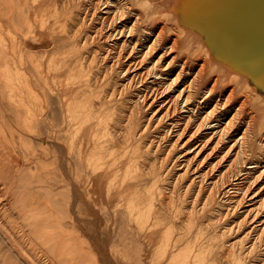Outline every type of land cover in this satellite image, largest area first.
<instances>
[{"label": "rangeland", "instance_id": "obj_1", "mask_svg": "<svg viewBox=\"0 0 264 264\" xmlns=\"http://www.w3.org/2000/svg\"><path fill=\"white\" fill-rule=\"evenodd\" d=\"M32 1L34 0H29V1L27 0H11V1L0 0V6L3 7V9L0 11V15L1 16L6 15L5 20H2V19L0 20V23H1L0 24V34H1L0 35V47L2 48V49L0 48V79H1L0 80V264H169V263L181 264L183 262L182 261L183 259H184V262H183L184 264H264V214H261V216L259 217L260 214H258L257 216V213H253V210H252V209L257 208V206L256 207L254 206L255 205L254 203H257L260 199H257L255 202H251V197L253 198V195L258 196L262 194L263 195L262 197H264V178H261L260 180H258L257 177L259 174H255L253 176L250 175L248 171L250 166L249 165L246 166L245 164L246 161H247L246 163L248 164L249 162L254 160V157L255 159L257 158L261 159L262 158L261 155L264 156L263 155L264 149H262V151L257 150V153H253V155H252V152H249V154L247 155L249 156V159L246 156L247 158L245 159V161L242 162L241 165H234L233 155L232 156L228 155V157L226 156L227 163L225 162L223 165H221V168H220V170L222 171L221 174L226 171L227 172L229 171V174L230 176L232 175L231 176L232 178L227 180L228 182L226 181V183L224 184L222 188L216 189L215 187H213L212 185L213 180L210 179L211 177L209 178L210 181L208 183H204V181L202 182L203 178H200L202 177L201 175L204 172L208 171L209 167L207 166V164H209L216 156H212V158L207 160L203 164V166L199 168L201 170H198V173H196L197 170H196V167L193 166L194 164L191 165V167L192 166L193 167L192 169H190V166L188 167L187 165H188L189 159L192 158V154L194 153V150H195L194 149V139H192L193 133L187 136L186 140L184 139V141L181 144H179V147L178 146L173 147L172 144L169 143L170 138L164 137L161 134L162 129H159L157 127H154V129L149 131L147 135L143 136L142 138L135 137V133H136L135 130H137V128L139 130V126H138L139 122H137L138 121L137 117L134 118L133 125H131L130 128L129 126H125V124L122 123L125 121L124 115H126V113H128L130 109L132 108L131 106L132 101L129 100L134 96L133 92L132 93L130 92L132 89H128L129 91L124 90L126 79L119 78L118 72L116 70L115 71L113 70L112 73L109 71L110 69L109 67L111 65H109L108 63L110 61H103L98 53L99 50L101 49L104 50L103 47L101 48L102 46L101 43L97 42V45L94 46L96 42H91V41L88 42V40H85L87 37L86 33L93 32L92 26L93 25L95 26L94 22L90 21L89 19V21L86 23L89 24V22H92L90 23L91 25L90 24L87 25L86 23H85L86 25L85 24L82 25L79 15L77 16L75 15L76 13L81 14V15L85 14L84 12H85V9H87L88 5H89L88 9L92 11L91 8L95 4V2H92V0L91 1L87 0L88 2L85 1L80 4L76 3L73 5V7H71L72 4L69 3V0L67 1L63 0L64 3L62 2V0H57V3H56V0H50L49 2L48 0H36L33 3ZM159 1L162 4L163 2H167L169 5L168 6L169 9L172 11L175 10L177 7L181 6V0H170V1L169 0H159ZM152 3H154V1H152ZM26 4H27L28 10L25 7ZM62 4L64 6H62ZM17 5H19L20 7ZM5 8H7L8 10ZM48 8L50 10H48ZM57 8L58 10L59 9L60 10L58 11ZM78 8L81 10H79ZM165 9L166 8H163L162 11H164ZM44 10L46 11V13H48L47 15ZM4 11L5 13L2 14ZM54 11L56 13H54ZM12 12L15 13V16L13 15ZM43 12L44 14H42ZM72 12L73 13L75 12V13L73 14ZM6 13L10 15L7 16ZM55 14L59 15V17L56 16ZM220 14H221L220 12L215 13L213 10H210L208 14H206L204 18H202L204 20V21L202 20V24L204 23L207 24L208 22L211 23V21L215 22L219 20L220 21L225 20V19H222L221 17H218V15ZM61 15L63 18L61 17ZM161 15H163V13ZM24 16H27V17H24ZM55 16L58 18H56ZM73 17L74 18L76 17V18L74 19ZM9 18L14 21L13 22L9 21L10 20ZM59 18H60V22H59ZM72 18L75 20L73 21V23H72V20H73ZM21 19L23 20L20 21ZM31 19H34L36 22L34 28H30L31 30H29V27L25 29L28 26V24L31 22ZM46 19L48 21L50 20L49 23ZM6 20H8L7 21L8 28L6 29V32H5L4 26H5ZM41 20H43V22ZM56 22L59 24V26L58 24H56ZM38 23L40 24V26ZM44 23L49 24L47 25L49 27H45L46 25H44ZM20 24H23L22 28L24 27L23 35H22V39H23L22 42H20V38H18L19 37L18 34L20 32L18 31V29H19V26L21 27ZM217 24L220 25L221 23H217ZM71 25L77 31L78 36L76 39H78L79 41L76 39H72V40L66 39L65 36H63L64 34L68 35L71 33L70 30L72 28L69 27ZM12 26H13L14 31L12 30ZM182 26L184 28H188V26L183 23H182ZM35 30L37 31L35 32ZM8 31L10 34H8ZM194 31L199 32V29L193 28V33ZM238 31L239 30H237V32ZM82 32H85V33H82ZM204 32L205 31H203V33ZM237 32H236V36L238 35L240 37V38L237 37V39L239 38L241 40H244V42L250 41V40L246 41L247 39L246 40L242 39L241 37L245 38L243 34L238 32L242 35L241 36ZM16 33L18 34L16 35ZM79 34L81 35V38H79L80 37ZM5 38L7 39V41H9V43L8 42H6L7 44L4 43ZM61 38L62 39L64 38V39L62 40ZM51 39L53 40V42ZM237 39L234 37L235 41ZM239 39L237 41H239ZM13 40L14 42H16L15 44ZM83 40H85V42ZM241 40L238 43L239 46H242L241 42L243 41ZM86 41L88 42V44ZM89 43H92V44L90 45ZM65 45H68V47ZM5 47L7 48L6 53L10 54V55H7L6 57V59L8 58L7 60L9 62L7 63V68L8 67L10 68V70L8 68V71L6 74L4 72L5 68H4V62H3V53L5 52L4 51ZM8 48H10V50ZM54 48H56L57 50ZM96 49L97 51H95ZM50 53L51 55H49ZM20 54H23V57L24 55L27 54L28 56L31 57V61L33 62L30 67L27 64L26 68H28V70L25 72H23L21 68L13 64V60L15 61L17 56H19ZM46 54L47 56L44 57V55ZM64 56L65 58H63ZM88 57H89V60L86 61V58ZM70 58L73 59L74 61L71 60ZM225 59H226L225 62H223L224 65L220 63V66H221L220 75L222 78L227 80V81L224 80V82H226L229 86H233L237 88L238 91L240 92L242 91L241 94L243 96H248L250 98V101L252 103H255L254 104L255 106H258L259 103L255 101L254 99L255 97H258L257 95L261 96L264 99V90L253 80L252 76L247 71L244 70L240 61H238L237 59L229 55H227ZM83 60L85 63L83 62ZM35 62L38 63V64L36 63L37 67L35 65ZM59 63L61 64V69H60ZM49 64H51L50 66L52 67L55 66V67L50 68ZM74 65L75 66L77 65L76 68ZM56 67H59V68L55 69ZM80 67L82 68L81 71H80L81 69ZM41 68L42 70H40ZM50 70L52 73L50 72ZM230 70L233 73L241 74L242 76H244V83L250 82L251 88H246L244 85H241L242 86L241 88L239 85L234 84L233 80L228 79L229 76L227 75L228 74L227 71H230ZM34 72L37 75H35ZM23 73L28 76L24 78ZM32 74L34 75V77ZM47 75H48V79L46 78ZM64 75L66 77H64ZM108 75L109 77H107ZM17 77L22 81L21 84H20V80ZM69 77L71 80H69ZM65 78H68V79H65ZM81 78H82V81H81ZM98 78L102 79L100 81V84L97 83L96 79ZM28 79H30L33 82V84L35 80L38 81L39 84L44 85V87L46 86L45 87L46 89L44 90L39 89L37 91L33 87L30 88V86H33V84L31 85ZM27 83L28 84L30 83L29 88L26 87ZM86 85H88L89 88ZM2 88H4V91ZM102 89H103V92H102ZM64 90L66 93H64ZM40 91H43L44 94H46V100L45 98H44V101L43 99H41ZM67 91H69V93H67ZM47 92H49L50 94ZM61 92L62 94H60ZM93 92L96 94H93ZM128 92L130 95L128 94ZM11 93H13V95ZM16 93H18V95ZM98 93H100V95L102 96L101 99H99L100 95ZM253 93L254 94L256 93V94L254 95ZM123 94L124 95L126 94V95L124 96ZM19 96L23 98L20 100ZM10 97H11V100H10ZM88 98H91V99H88ZM98 100L99 102H97ZM14 102L16 104H14ZM19 102H20V105H19ZM58 102L59 103L61 102L60 103L61 105ZM70 103L72 104L74 103V104L72 105ZM86 103L88 104V106ZM102 103L104 105H102ZM21 104H23L22 108H21ZM31 106H34L36 110H34L33 107L30 108ZM64 106L65 107L67 106L68 108L67 107L64 108ZM100 107H102V109ZM72 108H75V109L72 110ZM112 110L113 111L115 110V111L113 112ZM156 110H158V107ZM18 111H19V114H18ZM34 111L35 112L37 111V112L35 113ZM101 112L103 113V115ZM107 112L113 116H110ZM24 113H26L27 115H25ZM144 113H146L144 114V116L151 115L150 109L146 110ZM56 114H59V115L57 116ZM48 115L51 117H49ZM80 115H82V117ZM118 115H120V117ZM103 116H105L104 120H103ZM258 117H261V115L258 114ZM18 118H21V119H18ZM80 118L82 119L80 120ZM38 119L43 120L41 124H38L37 122ZM63 120L65 122H63ZM82 120L84 121L82 122ZM91 120H93V122H90ZM88 121H89V125H88ZM110 122L113 124H111ZM82 123H84L85 125ZM108 123L109 125H107ZM144 123L145 121H143V123L139 125L141 126ZM87 125L88 126L92 125V127L95 128V130L93 129V139L97 140L96 143H98V145H100V143L102 142L103 138L101 136L103 135L107 134V137L105 140H108V141L109 139L111 140V138L114 137V134H113L114 131H119V133L121 134L119 137H117V139L123 140L125 142V144L121 145L120 148H118L117 152H114L115 154H117L116 157L118 158V162L114 163L115 169H113L114 172L116 171L115 177L111 176L107 178L105 183H103L104 186L102 185L103 193L108 195V198H109L108 200L110 202V206L109 205L108 206H109L111 215L101 216V214H96V215H93V217H88L85 214L86 208L84 205V200L82 199L84 196V189L81 186L82 185V179H81L82 171L80 167L81 161H80L79 156L76 153L75 147H78L83 141L82 136H84L83 134L86 131L85 129L88 127ZM107 126L108 128H106ZM56 127L58 128V130ZM55 130L60 131V133L57 135V139H52L50 136H52V133ZM33 131H35L37 135L33 133ZM76 131H78L77 132L78 134L76 133ZM125 135H130V136L126 137ZM48 136H49V139L47 138ZM64 137L66 140L63 139ZM68 137L72 139L69 140ZM76 138H77V141L75 140ZM74 143L76 144V146H74ZM101 145L103 146L102 143ZM227 151L228 149L225 150V152ZM209 153L210 152H208L206 155H208ZM68 154L72 158H70ZM255 154L257 155V157ZM206 155H204L200 159L201 162L206 157ZM223 155L224 154H222V156ZM258 155L260 156L258 157ZM52 160L53 162H51ZM74 162L76 165L74 164ZM146 164L148 167L146 166ZM164 164H166L165 167H164ZM167 164L169 166H167ZM157 165H159L160 167L159 166L157 167ZM138 168H139V171H138ZM163 168H164V171H162ZM168 168L169 169L171 168L172 170L170 169L171 170L170 171ZM147 169L150 170V172L146 171ZM159 170L161 171V174ZM68 171L70 172L71 175L69 174ZM158 171H159V175L156 174L158 173ZM183 172H185L186 174ZM236 174H239V176H236ZM219 175H220V172L215 175L216 177H215L214 182L217 180V177H219ZM166 176H168L170 180H166L167 178ZM113 177L116 180L115 186L114 184L110 185L112 182H114V179H112ZM66 178L68 179V181ZM122 178L124 179L122 180ZM160 178L161 179L163 178L162 179L163 183H162V180H160ZM244 178L248 180H244ZM92 179H94L93 176H92ZM165 180H166V184H165ZM168 181L169 183L171 182L173 183L169 184ZM189 181H192V182H189ZM142 182H148V183H142ZM167 184H169L170 186L169 185L167 186ZM255 184H257V186ZM251 187H254V190H253L254 194L250 196L249 198L243 200L242 198L244 194H246V191L250 189ZM109 188H110V191H109ZM169 188L171 189L169 190ZM185 188L187 190H185ZM174 191L177 193V195L172 194V192ZM178 191H180L181 193L180 192L178 193ZM183 191L186 195L183 193ZM125 192L127 196L125 195ZM158 192L160 194H158ZM135 194L137 197H135ZM178 194H180V199H179ZM153 196L155 197L154 199H153ZM160 196L165 199L162 200ZM173 196H175V198ZM130 197H132L131 199L133 200H131ZM135 198H139V200L138 199L136 200ZM208 198H209V204L207 201ZM152 199L154 201H152ZM125 200L127 201V203L129 201L130 204L129 203L127 204ZM119 201L120 203H118ZM180 201H181V204H180ZM122 202L126 204L124 205ZM91 204L93 207H97L100 211H102V206L99 203L95 205L93 201ZM130 205L133 207H130ZM177 205H180V206L176 207ZM168 206L172 208L170 209ZM189 208L194 210V213L197 216H195L194 214L195 217L193 216H190V218L187 217L188 215L187 209ZM145 209H148V210H145ZM114 216H118L119 219H115ZM171 217L173 218V220L175 219L176 220L175 221L171 220ZM185 217H187V219ZM195 218L196 220H194ZM121 219H123L124 222ZM168 219L170 220V222L166 221ZM137 224L144 226V227L142 226L143 232L140 233L139 237H136L133 233L130 232V230L128 231L129 227H133L135 225L137 226ZM179 224H181L182 226H180ZM188 225L191 228H189ZM109 226L112 227L113 229L116 228V231L119 233L118 237L115 235L117 234L116 231L114 232V230L112 231V230L107 229V227ZM150 228H152V230ZM169 228H170V232H169ZM165 229H166V232H164ZM144 231H146L147 233ZM158 231L160 232V234H158L159 233ZM189 232L191 234H189ZM167 233H170V234H167ZM183 233L185 234L183 235ZM155 234L157 235L155 236ZM150 235H153V237ZM123 239L125 241H123ZM139 240L140 241L142 240V241L137 243ZM149 240L150 242L151 241L153 243L155 242V245L151 242L153 244L152 247L154 248L151 252L152 255L148 254L147 250L143 248L146 245L148 246ZM193 241L196 242V244ZM136 244L137 246H140V245L141 246L143 245V246L142 248L137 249L135 247ZM184 246H186L187 248ZM200 247L201 249H199ZM180 249L181 250L183 249L182 250V252H184L183 254L180 252L181 251ZM184 250H186L187 252L186 254ZM190 250L193 252H191ZM176 253L179 254V256ZM163 254L165 257H163ZM227 254H228V257H227ZM185 255H186V258L188 257L187 259L185 258ZM161 257H162V260H161ZM178 257L179 259H177Z\"/></svg>", "mask_w": 264, "mask_h": 264}, {"label": "bare ground", "instance_id": "obj_2", "mask_svg": "<svg viewBox=\"0 0 264 264\" xmlns=\"http://www.w3.org/2000/svg\"><path fill=\"white\" fill-rule=\"evenodd\" d=\"M11 1V0H9ZM29 1V0H27ZM36 1V0H34ZM32 1V3L34 2ZM50 0H48L49 2ZM67 1V0H66ZM87 0H69V3L72 4L71 7H73L76 3H83ZM91 1V0H90ZM154 1V3H152ZM170 1V0H169ZM31 2V1H30ZM42 2V1H40ZM39 2V3H40ZM64 3V1L62 0ZM88 2V1H87ZM92 2H95V4H91L92 11H90L87 7L85 9V14H75L76 16L79 15L81 24L84 25L86 22L93 21L95 26L93 25L92 30L93 32H87L86 33V39L88 42H96L94 46L98 43H101V48L103 49L99 50V55L102 58L103 61H110L108 64L111 65L109 68V71L112 73L113 70L118 72V77L121 79H126V83L124 85V90L132 89L130 92L134 94V96L129 99L132 101V108L126 115L125 121L122 122L125 124V126L133 125V120L135 117H137L139 124H142L143 121L145 123L143 125H139V130L137 128L135 137L142 138L143 136H146L149 131L154 129V127H157L159 129H162V135L166 138H170L169 143L172 144L173 147H179V144H181L184 139L186 140V137L192 134V139H194V153L192 154V158L189 159L188 167L190 166V169L192 167H196V170L198 173V170H201V166L212 158V156H216L207 166L209 167L208 171L204 172L200 177L203 178L202 182L208 183L211 180H213V187L216 189L222 188L227 180L232 178L229 174V171L224 172L221 174V165H223L226 162V158L228 155H233L234 157V165H241L243 161L249 156V152L257 153V150L262 151L264 149V99L257 95L258 97H255V101L259 103L258 106H255V103H252L250 101V98L248 96H243L240 91L237 90V88L233 86H229L226 82H224V78L221 77V66L224 65L223 62H225V57L227 55L234 57L238 61L241 62L243 68L245 71H247L253 78V80L264 90V0H181V6L177 7L175 10H170L169 5L167 2L160 3L159 0H92ZM17 3V2H16ZM15 3V4H16ZM26 3V2H25ZM57 3V0H56ZM60 3V1H59ZM66 3V2H65ZM68 3V4H69ZM54 4V3H53ZM4 5V4H3ZM8 5V4H7ZM14 5V4H13ZM33 5V4H32ZM30 5V6H32ZM35 5V3H34ZM38 5V4H37ZM43 5V3H42ZM90 5V6H91ZM15 6V5H14ZM19 6V5H17ZM41 6V4H40ZM58 6V5H57ZM62 6H64L62 4ZM85 6V5H84ZM20 7V6H19ZM18 7V9H19ZM22 7V6H21ZM27 8V4L25 6ZM34 7V6H33ZM50 7V5H49ZM54 7V5H53ZM82 7V6H81ZM80 7V8H81ZM12 8V7H11ZM47 8V7H46ZM61 8V7H60ZM86 8V7H85ZM163 8H166L164 11H162ZM3 9V7L0 6V11ZM7 9V8H5ZM4 9V10H5ZM14 9V7H13ZM23 9V8H22ZM37 9V8H36ZM55 9V8H54ZM67 9V8H65ZM79 9V8H78ZM8 10V9H7ZM25 10V8H24ZM28 10V8H27ZM42 10V9H41ZM46 10V9H45ZM44 10V11H45ZM48 10H50L48 8ZM53 10V9H52ZM58 10V8H57ZM56 10V11H57ZM60 10V9H59ZM58 10V11H59ZM81 10V9H79ZM84 10V9H82ZM210 10H213L215 13L220 12L221 14L218 15V17H221L222 19H225L223 21H211V23H204L202 24V18ZM14 11V10H13ZM34 11V10H33ZM32 11V12H33ZM7 12V11H6ZM18 12V10H17ZM22 12V11H20ZM31 12V13H32ZM38 12V10H37ZM40 12V11H39ZM42 12V11H41ZM63 12V11H62ZM77 12V11H76ZM5 11L2 13L4 14ZM10 13V12H9ZM13 13V12H12ZM46 13V11H45ZM50 13V11H49ZM54 13H56L54 11ZM60 13V12H59ZM65 13V12H64ZM70 13V12H69ZM68 13V14H69ZM73 13V12H72ZM75 13V12H74ZM73 13V14H74ZM163 13V15H161ZM7 14V13H6ZM11 14V13H10ZM10 14H7L10 15ZM22 14V13H21ZM24 14V13H23ZM38 14V13H36ZM44 14V12L42 13ZM41 14V15H42ZM48 13H46L47 15ZM210 14V13H209ZM15 16V13H13ZM12 15V16H13ZM25 15V14H24ZM56 15V14H55ZM6 16V15H5ZM4 15H0V20H5ZM54 16V14H53ZM59 17V15H56ZM55 16V17H56ZM27 17V16H24ZM36 17V16H35ZM42 17V16H41ZM48 17V16H46ZM56 17V18H58ZM62 17V15H61ZM22 18V16H21ZM51 18V17H49ZM63 18V17H62ZM74 18V17H73ZM72 18V19H73ZM76 18V17H75ZM74 18V19H75ZM10 19V18H9ZM14 19V18H13ZM18 19V18H16ZM72 20L73 21L75 20ZM21 19L20 21H22ZM44 20V19H43ZM43 20H41L43 22ZM47 20V19H46ZM52 20V19H51ZM57 20V19H56ZM55 20V21H56ZM78 20V18H77ZM7 21L5 22V32L8 28ZM13 22L14 20H9ZM25 21V20H24ZM48 21V20H47ZM50 21V20H49ZM48 21V23H49ZM70 21V20H69ZM204 21V20H203ZM46 22V21H45ZM60 22V18H59ZM78 22V21H77ZM75 22V23H77ZM21 23V22H20ZM35 20L31 19V22L28 24V26L25 28L27 29L34 28L35 26ZM66 23V22H65ZM74 23V24H75ZM92 22H89V24ZM182 23L187 25L188 28H184L182 26ZM217 23H221L218 25ZM1 24V23H0ZM3 24V23H2ZM24 24V22H23ZM19 26L18 38H20V42H22V35H23V29L22 25ZM39 24V23H38ZM56 24H58L56 22ZM89 25L88 23H86ZM85 24V25H86ZM211 24V25H210ZM217 24V25H216ZM4 25V24H3ZM15 25V24H13ZM37 25V24H36ZM46 25L45 27H49L47 23H44ZM55 25V24H54ZM53 25V26H54ZM91 25V24H90ZM40 26V24H39ZM51 26V25H50ZM59 26V24H58ZM68 26V25H67ZM52 27V26H51ZM72 29L70 30L71 33L65 36L66 39H76L77 38V31L76 29L71 25L69 26ZM61 28V27H60ZM68 28V27H67ZM82 28V27H80ZM193 28H198L199 32L194 31ZM9 30V29H8ZM13 30V26H12ZM16 30V29H15ZM44 30V29H43ZM49 30V29H48ZM64 30V29H63ZM62 30V31H63ZM84 30V29H83ZM205 31L203 33V31ZM240 32L243 34L242 39H247L244 42V40L239 39L240 37L237 35L236 32ZM14 31V30H13ZM37 30H35L36 32ZM46 31V30H45ZM44 31V32H45ZM53 31V30H51ZM66 31V30H65ZM90 31V30H89ZM42 32V31H41ZM47 32V31H46ZM57 32V31H56ZM237 32V33H238ZM2 33V32H1ZM29 33V31H28ZM55 33V31H54ZM58 33V32H57ZM85 33V32H82ZM238 33V34H240ZM8 34L9 31H8ZM47 34V33H46ZM240 34V35H241ZM1 35V34H0ZM14 35V34H13ZM25 35V34H24ZM49 35V34H48ZM52 35V33H51ZM50 35V36H51ZM54 35V34H53ZM59 35V34H58ZM80 35V34H79ZM6 36V35H5ZM4 36V37H5ZM242 36V35H241ZM60 37V36H59ZM83 37V36H82ZM234 37L237 39L239 37V41L241 42L242 46H239V41H235ZM16 38V37H14ZM13 38V39H14ZM17 38V39H18ZM43 38V37H42ZM81 38V35L80 37ZM4 39V38H3ZM16 39V40H17ZM30 39V38H29ZM35 39V38H34ZM37 39V38H36ZM39 39V38H38ZM54 39V38H53ZM62 39V38H61ZM64 39V38H63ZM62 39V40H63ZM84 39V38H83ZM28 40V39H27ZM31 40V39H30ZM46 40V39H45ZM52 40V39H51ZM78 40V39H76ZM85 40H83L85 42ZM4 41V40H3ZM33 41V40H32ZM43 41V40H42ZM56 41V40H55ZM54 41V42H55ZM79 41V40H78ZM257 41V42H256ZM7 39L5 38L4 43L7 44ZM14 42V40H13ZM19 42V43H20ZM49 42V41H48ZM47 42V44H48ZM53 42V40H52ZM67 42V41H66ZM77 42V41H76ZM87 42V41H86ZM87 42V44H88ZM16 42H14L15 44ZM26 43V41H25ZM31 43V42H30ZM34 43V42H32ZM70 43V42H69ZM80 43V42H79ZM3 44V43H2ZM18 44V43H17ZM61 44V43H60ZM59 44V45H60ZM63 44V43H62ZM90 45L92 43H89ZM58 45V46H59ZM75 45V44H74ZM78 45V43H77ZM19 46V45H17ZM68 47V45H65ZM73 46V45H72ZM71 46V47H72ZM87 46V45H86ZM89 46V45H88ZM4 47V46H2ZM24 47V46H23ZM36 47V46H35ZM70 47V48H71ZM93 47V46H92ZM1 48V47H0ZM19 48V47H18ZM65 48V47H64ZM85 48V47H84ZM87 48V47H86ZM91 48V47H90ZM95 48V47H94ZM2 49V48H1ZM10 50V48H8ZM27 49V48H26ZM56 49V48H54ZM60 49V48H58ZM72 49V48H71ZM28 50V49H27ZM26 50V51H27ZM57 50V49H56ZM62 50V49H60ZM88 50V49H87ZM90 50V49H89ZM3 53V62H4V72L5 74L8 71L7 63L8 58L6 59L7 55H10L7 52V48H4ZM12 51V49H11ZM45 51V50H44ZM51 51V50H50ZM66 51V50H65ZM97 51V49L95 50ZM88 52V51H86ZM19 53V52H18ZM26 53V52H25ZM53 53V52H52ZM55 53V52H54ZM59 53V52H58ZM79 53V52H78ZM97 53V52H96ZM16 54V53H15ZM73 54V53H72ZM43 55V53H42ZM51 55V53L49 54ZM48 55V56H49ZM70 55V54H69ZM81 55V54H79ZM83 55V54H82ZM213 55V57H212ZM17 56V55H16ZM41 56V55H40ZM47 56L44 55V57ZM60 56V55H59ZM85 56V55H84ZM34 57V56H33ZM37 57V56H36ZM69 57V56H68ZM67 57V58H68ZM97 57V56H96ZM16 58V57H15ZM43 58V57H42ZM57 58V57H56ZM65 58V56L63 57ZM72 58V57H71ZM70 58V59H71ZM84 58V57H83ZM40 59V57H39ZM54 59V58H53ZM12 60V59H11ZM38 60V58H37ZM45 60V58H44ZM58 60V59H57ZM60 60V59H59ZM63 60V59H62ZM65 60V59H64ZM69 60V59H68ZM73 60V59H71ZM77 60V59H76ZM89 60V57L86 58V61ZM94 60V59H93ZM36 61V60H35ZM41 61V60H40ZM61 61V60H60ZM66 61V60H65ZM74 61V60H73ZM97 61V60H96ZM38 62V61H37ZM35 62V65L36 63ZM50 62V61H49ZM77 62V61H76ZM84 62V60H83ZM82 62V63H83ZM31 57L27 54L24 55L20 54L17 56L16 60H13V64L15 66L21 68L23 72L27 71L28 68H26L27 64L29 67L32 65ZM43 63V62H42ZM56 63V61H55ZM63 63V62H62ZM85 63V62H84ZM96 63V62H95ZM38 64V63H37ZM53 64V63H52ZM60 64V63H59ZM58 64V65H59ZM66 64V62H65ZM97 64V63H96ZM11 65V63H10ZM34 65V67H35ZM51 64H49L50 66ZM78 65V63H77ZM76 65V66H77ZM101 65V64H100ZM104 65V64H102ZM42 66V65H41ZM61 69V64L59 65ZM65 66V65H63ZM75 66V65H74ZM73 66V67H74ZM75 66V68H76ZM81 66V65H80ZM33 67V68H34ZM37 67V65H36ZM55 67V66H53ZM50 66V68H53ZM13 68V67H12ZM59 67H56L55 69H58ZM81 68V67H80ZM79 68V69H80ZM95 68V67H93ZM3 69V67H2ZM18 69V68H17ZM37 69V68H36ZM48 69V68H47ZM46 69V70H47ZM66 69V67H65ZM64 69V70H65ZM69 69V68H68ZM71 69V68H70ZM89 69V68H88ZM103 69V68H102ZM10 70V68H9ZM13 70V69H12ZM33 70V69H32ZM42 70V68L40 69ZM82 68L80 69V71ZM2 71V70H1ZM21 71V70H19ZM59 71V70H58ZM62 71V70H60ZM72 71V70H71ZM15 72V71H14ZM17 72V71H16ZM51 72V70H50ZM109 72V74H110ZM21 73V72H20ZM35 73V72H34ZM37 73V71H36ZM35 73V75H37ZM52 73V72H51ZM62 73V72H61ZM65 73V72H64ZM70 73V72H69ZM84 73V71H83ZM88 73V72H87ZM85 73V74H87ZM93 73V72H92ZM99 73V72H98ZM115 73V72H114ZM227 75L229 76L228 79L233 80L234 84L239 85L241 88V85H244L246 88H251L250 82L244 83V76L241 74L233 73L231 70L227 71ZM14 74V73H13ZM24 74V73H23ZM66 74V73H65ZM33 75V74H32ZM49 75V74H48ZM47 75V79H48ZM55 75V74H54ZM63 75V74H61ZM90 75V74H89ZM114 75V74H112ZM111 75V76H112ZM24 78H26V74L23 75ZM81 76V75H80ZM83 76V75H82ZM87 76V75H86ZM16 77V75H15ZM14 77V78H15ZM34 77V75H33ZM52 77V75H51ZM63 77V76H62ZM64 77H66L64 75ZM73 77V76H71ZM109 77V75L107 76ZM4 78V77H3ZM18 78V77H17ZM29 78V77H28ZM50 78V77H49ZM80 78V77H79ZM84 78V77H83ZM86 78V77H85ZM89 78V77H88ZM97 78V77H96ZM103 78V77H102ZM12 79V78H10ZM19 79V78H18ZM17 79V80H18ZM37 79V78H36ZM42 79V78H41ZM68 79V78H65ZM87 79V78H86ZM99 79V80H98ZM97 83L100 84V81L102 79L98 78ZM108 79V78H107ZM1 80V79H0ZM20 80V79H19ZM31 83L33 82L28 79ZM38 80V79H37ZM44 80V79H43ZM69 80L70 77H69ZM68 80V81H69ZM84 80V79H83ZM92 80V79H91ZM90 80V82H91ZM8 81V79H7ZM14 81V80H13ZM26 81V80H24ZM64 81V80H63ZM82 81V78H81ZM120 81V80H119ZM227 81V80H225ZM18 82V81H17ZM15 82V83H17ZM20 80V84H21ZM42 82V81H41ZM54 82V80H53ZM65 82V81H64ZM70 82V81H69ZM74 82V81H73ZM230 82V81H229ZM8 83V82H7ZM11 83V82H9ZM30 83L26 85L27 88H29ZM77 83V82H76ZM81 83V82H80ZM83 83V82H82ZM104 83V82H103ZM69 84V83H68ZM72 84V83H70ZM75 84V83H73ZM233 84V85H234ZM12 85V84H11ZM23 85V84H22ZM62 85V84H61ZM84 85V84H83ZM90 85V84H88ZM88 85H86L88 87ZM93 85V84H92ZM14 86V84H13ZM55 86V84H54ZM57 86V85H56ZM77 86V85H76ZM81 86V85H80ZM107 86V85H106ZM235 86V85H234ZM33 87L37 91L39 89H46L44 85L39 84L38 81L35 80L33 86H30V88ZM61 87V86H60ZM91 87V86H90ZM15 88V86H14ZM19 88V87H18ZM26 88V89H27ZM32 88V89H33ZM54 88V87H53ZM81 88V87H80ZM84 88V87H83ZM89 88V87H88ZM108 88V87H107ZM240 88V89H241ZM4 91V88H2ZM31 89V90H32ZM57 89V88H56ZM85 89V88H84ZM92 89V88H91ZM18 90V89H17ZM16 90V91H17ZM67 90V88H66ZM86 90V89H85ZM89 90V89H88ZM244 90V89H243ZM246 90V89H245ZM70 91V90H69ZM67 91V93H69ZM107 91V90H105ZM114 91V90H113ZM129 91V90H128ZM256 91V90H255ZM2 92V91H1ZM12 92V91H11ZM41 92V99L44 98L46 100V94H44L43 91ZM50 92V90H49ZM47 92V93H49ZM77 92V91H76ZM89 92V91H88ZM92 92V91H90ZM103 92V89H102ZM121 92V91H120ZM248 92V91H247ZM252 92V91H250ZM249 92V93H250ZM257 92V91H256ZM5 93V92H4ZM21 93V92H20ZM38 93V92H37ZM64 93L65 90H64ZM73 93V92H72ZM124 93V92H123ZM13 95V93H11ZM18 95V93H16ZM50 94V93H49ZM62 94V92L60 93ZM78 94V93H76ZM93 94H96L93 92ZM100 95V93H98ZM110 94V93H109ZM129 94V92H128ZM254 94V93H253ZM256 94V93H255ZM254 94V95H255ZM6 95V94H5ZM11 95V96H12ZM23 95V94H22ZM40 95V94H39ZM82 95V94H81ZM124 95V94H123ZM126 95V94H125ZM124 95V96H125ZM130 95V94H129ZM253 95V96H254ZM9 96V95H8ZM21 96V94H20ZM19 96V97H20ZM27 96V95H26ZM87 96V95H86ZM91 96V95H90ZM96 96V95H95ZM98 96V95H97ZM121 96V95H120ZM6 97V96H5ZM70 97V96H69ZM75 97V96H74ZM80 97V96H79ZM101 95L100 98L101 99ZM16 98V97H15ZM23 98V97H22ZM20 97V100L22 99ZM51 98V97H50ZM71 98V97H70ZM69 98V99H70ZM87 98V97H86ZM94 98V97H93ZM113 98V97H112ZM116 98V97H115ZM130 98V97H129ZM261 98V99H260ZM6 99V98H5ZM14 99V98H13ZM60 99V97H59ZM63 99V98H62ZM91 99V98H88ZM114 99V98H113ZM112 99V100H113ZM11 100V97H10ZM9 100V101H10ZM49 100V99H48ZM47 100V101H48ZM53 100V99H52ZM57 100V99H56ZM64 100V99H63ZM93 100V99H92ZM91 100V101H92ZM125 100V99H124ZM252 100V99H251ZM58 101V100H57ZM60 101V100H59ZM66 101V100H65ZM64 101V102H65ZM73 101V100H72ZM77 101V100H76ZM115 101V100H114ZM49 102V101H48ZM82 102V101H81ZM84 102V101H83ZM87 102V100H86ZM93 102V101H92ZM91 102V103H92ZM99 102V100L97 101ZM110 102V101H109ZM4 103V102H3ZM10 103V102H9ZM30 103V102H29ZM46 103V102H45ZM59 103V102H58ZM61 103V102H60ZM59 103V104H60ZM131 103V102H130ZM7 104V103H6ZM5 104V105H6ZM12 104V103H11ZM14 104H16L14 102ZM18 104V103H17ZM64 104V103H63ZM62 104V105H63ZM72 104V103H70ZM74 104V103H73ZM72 104V105H73ZM87 104V103H86ZM95 104V103H94ZM257 104V103H256ZM13 105V104H12ZM20 105V102H19ZM21 104V108H22ZM36 105V104H35ZM48 105V104H47ZM55 105V104H54ZM53 105V107H54ZM61 105V104H60ZM102 105H104L102 103ZM26 106V105H25ZM30 106V104H29ZM49 106V105H48ZM76 106V105H75ZM85 106V105H84ZM88 106V104H87ZM91 106V105H90ZM114 106V105H113ZM14 107V106H13ZM34 108V106H31L30 108ZM67 107V106H66ZM64 106V108H66ZM80 107V106H79ZM78 107V108H79ZM158 107V110H156ZM10 108V106H9ZM17 108V106H16ZM44 108V107H43ZM58 108V106H57ZM68 108V107H67ZM82 108V107H81ZM84 108V107H83ZM99 108V107H98ZM102 109V107H100ZM106 108V107H105ZM109 108V107H108ZM114 108V107H113ZM15 109V108H14ZM75 108H72V110ZM86 109V108H85ZM91 109V108H90ZM150 109L151 115L144 116V113L146 110ZM34 110H36L34 108ZM49 110V109H48ZM64 110V109H63ZM82 110V109H81ZM95 110V109H94ZM106 110V109H105ZM129 110V109H128ZM156 110V111H155ZM12 111V110H11ZM25 111V110H24ZM44 111V109H43ZM47 111V110H46ZM54 111V110H53ZM65 111V110H64ZM78 111V109H77ZM76 111V112H77ZM102 111V110H100ZM113 111V110H112ZM115 111V110H114ZM113 111V112H114ZM155 111V113H154ZM23 112V111H22ZM35 112V111H34ZM37 112V111H36ZM35 112V113H36ZM55 112V111H54ZM96 112V111H95ZM109 112V111H108ZM107 112V113H108ZM117 112V111H116ZM119 112V111H118ZM123 112V111H122ZM17 113V112H16ZM32 113V112H31ZM66 113V112H65ZM99 113V111H98ZM102 113V112H101ZM105 113V111H104ZM120 113V112H119ZM19 114V111H18ZM27 115L26 113H24ZM64 114V113H63ZM109 114V113H108ZM114 114V113H113ZM124 114V113H123ZM122 114V115H123ZM258 114L261 115V117H258ZM22 115V114H21ZM57 116L59 114H56ZM79 115V114H78ZM103 115V113H102ZM110 115V114H109ZM115 115V114H114ZM49 116V115H48ZM47 116V117H48ZM54 116V115H53ZM67 116V115H66ZM82 117V115H80ZM92 116V115H91ZM95 116V115H94ZM113 116V115H110ZM120 117V115H118ZM51 117V116H49ZM69 117V116H68ZM77 117V116H76ZM84 117V116H83ZM86 117V116H85ZM99 117V116H98ZM97 117V118H98ZM102 117V116H101ZM103 116V120H104ZM17 118V117H16ZM61 118V117H60ZM65 118V117H64ZM67 118V117H66ZM123 118V119H124ZM21 119V118H18ZM55 119V118H54ZM79 119V118H77ZM82 118H80L81 120ZM99 119V118H98ZM96 119V120H98ZM120 119V118H119ZM23 120V119H22ZM47 120V118H46ZM59 120V119H58ZM65 120V119H64ZM63 120V122H65ZM114 120V119H113ZM24 121V120H23ZM22 121V122H23ZM43 120L38 119V124H41ZM75 121V120H74ZM73 121V122H74ZM84 120H82L83 122ZM100 121V120H99ZM51 122V121H50ZM61 122V120H60ZM72 122V121H71ZM90 122H93L91 120ZM98 122V121H97ZM70 123V122H69ZM79 123V122H78ZM111 123V122H110ZM63 124V123H62ZM68 124V123H67ZM74 124V123H73ZM77 124V123H76ZM84 124V123H82ZM96 124V123H95ZM100 124V123H99ZM113 124V123H111ZM135 124V123H134ZM155 124V125H154ZM53 125V124H52ZM75 125V124H74ZM78 125V124H77ZM85 125V124H84ZM89 125V121H88ZM87 125V126H88ZM109 125V123L107 124ZM119 125V124H118ZM70 126V125H69ZM76 126V125H75ZM80 126V124H79ZM97 126V125H96ZM106 126V125H105ZM122 126V125H121ZM136 126V125H134ZM52 127V126H51ZM65 127V126H64ZM102 127V126H100ZM133 127V126H132ZM33 128V127H32ZM50 128V127H49ZM57 128V127H56ZM108 128V126L106 127ZM110 128V127H109ZM134 128V127H133ZM131 128V129H133ZM34 129V128H33ZM68 129V128H67ZM93 129L92 125L88 126L84 132V136H82V142L78 147H75L76 153L80 158V167L82 171V187L84 189V205L86 208V215L88 217H93V215L101 214L102 215H111L110 213V202L108 195L104 194L102 191V185L105 183L107 178L116 175V171L114 172L113 169H115V164L118 162V158L116 157L117 154L114 152L118 151V148H120L121 145L125 144L123 140L117 139V137L120 136L121 133L119 131H114V137L111 138V140H105L107 137L106 135L101 136L102 144L98 145L96 143L97 140L93 139ZM102 129V128H101ZM105 129V128H104ZM52 130V129H51ZM58 130V128H57ZM53 131L52 136H50L52 139H57V135L60 133V131ZM66 130V129H65ZM74 130V129H73ZM78 130V129H77ZM103 130V129H102ZM106 131V130H105ZM108 131V130H107ZM122 131V130H121ZM126 131V129H125ZM133 131V130H132ZM156 131V130H155ZM64 132V130H63ZM74 132V131H73ZM78 131H76L77 133ZM101 132V131H100ZM157 132V131H156ZM160 132V131H159ZM35 133V131H33ZM50 133V132H49ZM48 133V134H49ZM82 133V132H81ZM129 133V132H128ZM132 133V132H131ZM32 134V133H31ZM37 135V133H35ZM34 134V135H35ZM40 134V132H39ZM78 134V133H77ZM102 134V133H101ZM35 135V136H36ZM64 136V135H63ZM80 136V135H79ZM100 136V134H99ZM126 137H129L130 135H125ZM134 136V135H133ZM70 137V136H69ZM68 137V138H69ZM49 139V136L47 137ZM74 138V137H73ZM160 138V137H159ZM42 139V137H41ZM65 139V137L63 138ZM62 139V140H63ZM72 139V138H71ZM69 138V140H71ZM135 139V138H134ZM162 139V138H161ZM38 140V139H37ZM47 140V139H46ZM66 140V139H65ZM68 140V139H67ZM77 141V138L75 139ZM74 140V141H75ZM81 140V139H80ZM131 140V139H130ZM151 140V139H150ZM149 140V141H150ZM42 141V140H41ZM118 141V142H117ZM56 142V141H55ZM80 142V141H79ZM100 142V141H99ZM39 143V142H38ZM43 143V142H42ZM46 143V142H44ZM69 143V142H68ZM129 143V142H128ZM62 144V143H61ZM148 144V143H147ZM65 145V144H64ZM133 145V144H132ZM38 146V145H37ZM40 146V145H39ZM66 146V145H65ZM74 146L76 144L74 143ZM48 147V146H47ZM38 148V147H37ZM64 148V147H63ZM69 148V147H68ZM74 149V150H75ZM225 152V150H227ZM41 150V149H40ZM46 150V148H45ZM54 150V149H53ZM69 150V149H68ZM124 150V149H122ZM53 152V151H51ZM208 152H210L208 155H206ZM69 153V152H68ZM73 153V152H72ZM127 153V152H125ZM124 153V154H125ZM189 153V152H188ZM43 154V153H42ZM50 154V153H48ZM115 154V155H114ZM148 154V153H147ZM222 154H224L222 156ZM251 154V153H250ZM260 154V153H259ZM69 155V154H68ZM67 155V157H68ZM121 155V154H120ZM140 155V154H138ZM206 155V157L201 162L200 159ZM256 155V154H255ZM264 155V154H263ZM54 156V155H53ZM70 156V155H69ZM74 156V155H73ZM124 156V155H123ZM126 156V155H125ZM187 156V155H186ZM227 156V157H226ZM247 156V157H246ZM260 155H258L259 157ZM50 157V156H49ZM257 157V155H256ZM261 159L257 158L249 162L248 164L245 162L246 166L249 165L250 168L248 169L250 175H258V180L261 178H264V156L261 155ZM57 158V157H56ZM70 158H72L70 156ZM140 158V157H138ZM231 158V157H230ZM252 158V157H251ZM121 159V157H120ZM136 159V158H135ZM229 159V158H228ZM126 160V159H125ZM128 161V160H127ZM126 161V162H127ZM233 161V160H232ZM53 162V160L51 161ZM55 162V160H54ZM60 162V161H59ZM70 162V161H69ZM130 162V161H129ZM144 162V161H143ZM166 162V160H165ZM187 162V161H186ZM124 163V162H123ZM121 163V164H123ZM176 163V162H175ZM227 163V162H226ZM233 163V162H232ZM68 164V163H67ZM75 164V162H74ZM145 164V163H144ZM172 164V163H171ZM194 164V165H193ZM71 165V164H70ZM76 165V164H75ZM79 165V164H78ZM117 165V164H116ZM191 165H193L191 167ZM206 165V164H205ZM130 166V164H129ZM134 166V164H133ZM142 166V165H141ZM147 166V164H146ZM145 166V167H146ZM154 166V165H153ZM159 165H157L158 167ZM166 164H164V167ZM167 166H169L167 164ZM243 166V165H242ZM245 166V165H244ZM72 167V166H71ZM75 167V166H74ZM122 167V166H121ZM132 167V166H131ZM148 167V166H147ZM160 167V166H159ZM179 167V166H178ZM183 167V166H182ZM57 168V167H56ZM68 168V167H67ZM119 168V167H118ZM141 168V167H140ZM144 168V167H143ZM150 168V167H149ZM54 169V168H53ZM75 169V168H74ZM126 169V167H125ZM131 169V168H130ZM146 169V168H145ZM159 169V168H158ZM157 169V170H158ZM161 169V168H160ZM169 169V168H168ZM171 169V168H170ZM169 169V170H170ZM179 169V168H178ZM189 169V170H190ZM194 169V168H193ZM230 169V167H229ZM235 169V168H234ZM141 170V169H140ZM156 170V169H155ZM172 170V169H171ZM170 170V171H171ZM205 170V169H204ZM64 171V170H63ZM123 171V170H122ZM129 171V169H128ZM136 171V169H135ZM139 171V168H138ZM144 171V170H142ZM141 171V172H142ZM149 171L150 170H146ZM160 171V170H159ZM159 171L158 174L159 175ZM164 171V168L163 170ZM168 171V170H167ZM69 172V171H68ZM73 172V171H72ZM126 172V170H125ZM186 172V171H185ZM183 172V173H185ZM194 172V173H195ZM200 172V171H199ZM220 172L219 177H217V180H215V175ZM242 172V171H241ZM76 173V172H75ZM134 173V172H133ZM143 173V172H142ZM155 173V172H154ZM153 173V174H154ZM171 173V172H170ZM187 173V172H186ZM185 173V174H186ZM193 173V174H194ZM248 173V174H249ZM70 174V172H69ZM73 174V173H72ZM118 174V173H117ZM121 174V173H120ZM125 174V173H124ZM129 174V172H128ZM147 174V173H145ZM150 174V173H149ZM148 174V175H149ZM161 174V171H160ZM168 174V173H167ZM247 174V175H248ZM71 175V174H70ZM123 175V174H122ZM157 175V176H158ZM165 175V174H164ZM92 176L94 179H92ZM124 176V175H123ZM145 176V175H143ZM150 176V175H149ZM153 176V175H152ZM155 176V175H154ZM181 176V175H180ZM185 176V175H184ZM196 176V175H195ZM236 176H239V174H236ZM249 176V175H248ZM247 176V177H248ZM72 177V176H71ZM74 177V175H73ZM114 177L112 179H114ZM130 177V176H129ZM156 177V176H155ZM166 180H170L168 176H166ZM192 177V176H191ZM211 177V178H210ZM251 177V176H250ZM127 178V177H126ZM132 178V177H131ZM165 178V177H164ZM176 178V177H175ZM187 178V177H186ZM197 178V177H196ZM210 178V179H209ZM256 178V180H257ZM67 179V178H66ZM74 179V178H73ZM76 179V178H75ZM124 178H122L123 180ZM135 179V178H134ZM163 179V178H162ZM160 178V180H162ZM118 180V179H117ZM121 180V182H122ZM126 180V179H125ZM130 180V178H129ZM137 180V179H136ZM165 180V184H166ZM186 180V179H185ZM184 180V181H185ZM244 180H248L244 178ZM252 180V179H251ZM68 181V179H67ZM113 181V180H112ZM127 181V180H126ZM135 181V180H134ZM201 181V180H200ZM255 181V180H254ZM74 182V181H73ZM78 182V180H77ZM154 182V181H153ZM176 182V181H175ZM192 182V181H189ZM228 182V181H227ZM248 182V181H247ZM256 182V181H255ZM116 180L114 179V182H112L110 185L115 186ZM134 183V182H133ZM136 183V182H135ZM142 183H148V182H142ZM163 183V180H162ZM169 183V181H168ZM173 183V182H171ZM169 183V184H171ZM177 183V182H176ZM187 183V181H186ZM231 183V182H230ZM71 184V183H69ZM74 184V183H73ZM79 184V183H78ZM124 184V182H123ZM138 184V183H137ZM136 184V185H137ZM152 184V183H151ZM167 184V186L169 185ZM150 185V184H149ZM175 185V183H174ZM173 185V186H174ZM184 185V184H183ZM200 185V184H199ZM204 185V184H203ZM228 185V184H226ZM257 186V184H255ZM104 186V185H103ZM125 186V185H124ZM128 186V185H127ZM126 186V188H127ZM135 186V185H134ZM147 186V184H146ZM151 186V185H150ZM166 186V187H167ZM170 186V185H169ZM172 186V185H171ZM165 187V188H166ZM194 187V186H193ZM229 187V186H227ZM242 187V186H240ZM250 187V186H249ZM116 188V187H115ZM141 188V187H140ZM148 188V187H146ZM162 188V187H161ZM168 188V187H167ZM114 189V188H113ZM121 189V188H120ZM134 189V188H132ZM145 189V187H144ZM157 189V188H156ZM171 188H169L170 190ZM184 189V188H183ZM193 189V188H192ZM214 189V188H213ZM81 190V189H80ZM178 190V189H177ZM180 190V189H179ZM185 190H187L185 188ZM184 190V191H185ZM191 190V189H190ZM201 190V188H200ZM225 190V189H224ZM223 190V191H224ZM254 187H251L246 191V194L243 196V200L249 198L254 194L253 192ZM110 191V188H109ZM126 191V190H124ZM133 191V190H132ZM143 191V190H142ZM147 191V190H146ZM164 191V189H163ZM183 191V193H184ZM198 191V190H197ZM217 191V190H216ZM215 191V192H216ZM230 191V190H229ZM135 192V191H134ZM154 192V191H153ZM151 192V193H153ZM156 192V191H155ZM168 192V191H167ZM170 192V191H169ZM180 191H178L179 193ZM190 192V191H189ZM187 192V193H189ZM221 192V191H220ZM132 193V192H131ZM137 193V192H136ZM181 193V192H180ZM182 193V194H183ZM201 193V192H200ZM224 193V192H222ZM123 194V193H122ZM121 194V195H122ZM129 194V192H128ZM138 194V193H137ZM158 194H160L158 192ZM173 195H177V193L174 191L172 192ZM181 194V195H182ZM185 194V193H184ZM192 194V193H191ZM214 194V193H213ZM220 194V193H219ZM126 195V192H125ZM131 195V194H130ZM134 195V194H133ZM153 195V194H152ZM155 195V194H154ZM164 195V194H163ZM162 195V196H163ZM166 195V194H165ZM179 199H180V194ZM186 195V194H185ZM225 195V194H224ZM229 195V194H228ZM82 196V195H81ZM116 196V195H115ZM127 196V195H126ZM125 196V197H126ZM129 196V195H128ZM169 196V195H168ZM190 196V194H189ZM236 196V195H235ZM263 195H253V198L251 197V202H255L257 199H260L257 203H254L256 209H252L253 213H257L259 217L261 214H264V197ZM120 197V196H118ZM123 197V196H121ZM135 197L136 194H135ZM161 197V196H160ZM175 198V196H173ZM186 197V196H185ZM132 197H130L131 199ZM142 198V197H141ZM155 197L153 196V199ZM162 198V197H161ZM160 198V199H161ZM171 198V197H170ZM191 198V197H190ZM188 198V199H190ZM205 198V197H204ZM217 198V197H216ZM237 198V197H235ZM136 200L139 198H135ZM152 199V201H154ZM165 198H162V200ZM172 199V198H171ZM177 199V198H176ZM183 199V198H182ZM186 199V198H185ZM119 200V199H118ZM133 200V199H131ZM168 200V199H167ZM166 200V201H167ZM174 200V199H173ZM172 200V201H173ZM94 201L95 205L98 203L102 206V211H100L97 207L92 206V202ZM151 201V202H152ZM191 201V200H190ZM189 201V202H190ZM208 204H209V198H208ZM127 203V201L125 200ZM147 202V201H146ZM150 202V200H149ZM165 202V201H164ZM168 202V201H167ZM177 202V201H176ZM187 202V201H185ZM184 202V203H185ZM244 202V201H243ZM248 202V201H247ZM120 203V201L118 202ZM124 204V202H122ZM125 203V204H126ZM129 203V201H128ZM127 203V204H128ZM154 203V202H153ZM162 203V202H161ZM173 203V202H172ZM175 203V201H174ZM173 203V204H174ZM178 203V202H177ZM182 203V204H184ZM212 203V202H210ZM241 203V202H240ZM124 204V205H125ZM130 204V203H129ZM147 204V203H146ZM152 204V203H151ZM155 204V203H154ZM165 204V203H164ZM181 204V201H180ZM187 204V203H186ZM185 204V205H186ZM190 204V203H189ZM193 204V203H192ZM203 204V203H202ZM109 205V206H108ZM112 205V204H111ZM132 205V204H131ZM130 207H133L131 206ZM162 205V204H161ZM123 206V205H122ZM129 206V205H128ZM172 206V205H171ZM180 205H177L178 207ZM187 206V205H186ZM190 206V205H189ZM124 207V206H123ZM167 207V206H165ZM169 207V206H168ZM188 207V206H187ZM162 208V207H161ZM170 208V207H169ZM172 208V207H171ZM170 208V209H171ZM201 208V207H200ZM207 208V206H206ZM131 209V208H130ZM169 209V210H170ZM177 209V208H176ZM175 209V210H176ZM121 210V209H120ZM148 210V209H145ZM156 210V209H155ZM184 210V209H183ZM182 210V212H183ZM150 211V210H149ZM178 211V210H177ZM181 211V210H180ZM185 211V210H184ZM181 212V213H182ZM188 215L187 217L190 218V216H197L194 213V210L187 209ZM175 213V212H174ZM198 213V212H197ZM183 214V213H182ZM195 214V216H194ZM128 215V214H127ZM160 215V214H158ZM157 215V216H158ZM179 215V214H178ZM185 215V214H184ZM171 216V215H170ZM173 216V215H172ZM177 216V215H176ZM183 216V215H182ZM115 219H119L118 216H114ZM152 217V215H151ZM160 217V216H159ZM174 217V216H173ZM187 217H185L187 219ZM252 217V216H251ZM181 218V217H180ZM198 218V217H197ZM88 219V218H87ZM155 219V218H154ZM162 219V218H161ZM179 219V218H178ZM177 219V220H178ZM123 221V219H121ZM141 220V219H140ZM171 220L173 218L171 217ZM176 220V219H175ZM173 220V221H175ZM180 220V219H179ZM183 220V219H182ZM196 220V218L194 219ZM169 221L170 220H166ZM124 222V221H123ZM143 222V221H142ZM183 222V221H182ZM141 223V221H140ZM151 223V221H150ZM153 223V222H152ZM156 223V222H154ZM167 223V222H166ZM190 223V222H189ZM168 224V223H167ZM193 224V223H192ZM140 225V224H139ZM133 226L129 227L128 231L130 230L131 233H133L136 237L140 236V233L143 232V227L139 226ZM146 225V224H145ZM166 225V224H165ZM182 226L181 224H179ZM191 225V224H190ZM242 225V224H241ZM189 226V225H188ZM157 227V226H156ZM165 227V226H164ZM168 227V225H167ZM158 228V227H157ZM189 228H191L189 226ZM109 230L116 231V228L107 227ZM152 230V228H150ZM161 229V227H160ZM174 229V228H173ZM186 229V227H185ZM122 230V228H121ZM145 230V229H144ZM181 230V229H180ZM119 231V230H118ZM157 231V230H156ZM160 231V230H159ZM158 231V232H159ZM194 231V229H193ZM146 232V231H144ZM166 232V229L165 231ZM170 232V228H169ZM262 232V231H261ZM117 234H115L117 237L119 233L116 231ZM122 233V232H121ZM147 233V232H146ZM123 234V233H122ZM121 234V235H122ZM126 234V233H125ZM144 234V233H142ZM160 234V232L158 233ZM170 234V233H167ZM185 233H183L184 235ZM189 234H191L189 232ZM187 234V235H189ZM127 235V234H126ZM157 234H155L156 236ZM115 236V237H116ZM125 236V235H124ZM153 237V235H150ZM165 236V235H164ZM168 236V235H167ZM182 236V235H181ZM186 236V235H185ZM191 236V235H190ZM122 237V236H120ZM130 238V237H128ZM149 238V237H148ZM169 238V237H168ZM181 238V237H180ZM184 238V236H183ZM190 238V237H189ZM193 238V237H192ZM117 239V238H116ZM121 239V238H120ZM155 239V238H154ZM160 239V238H159ZM175 239V238H174ZM182 239V238H181ZM132 240V239H131ZM135 240V239H133ZM151 240V239H150ZM149 240V242H150ZM153 240V239H152ZM188 240V239H187ZM191 240V239H190ZM207 240V239H206ZM122 241V240H121ZM123 241H125L123 239ZM142 241V240H141ZM140 240L137 242H141ZM177 241V240H175ZM185 241V240H184ZM116 242V241H115ZM119 242V241H118ZM127 242V241H126ZM131 242V241H130ZM135 242V241H134ZM144 242V241H143ZM148 242V246L146 245L145 248L148 252V254L152 255V250L154 249L152 246L155 245V242L152 243ZM194 242V241H193ZM136 243V242H135ZM188 243V242H187ZM186 243V244H187ZM196 244V242H194ZM199 243V242H198ZM129 244V243H128ZM191 244V243H190ZM236 244V243H235ZM234 244V246H235ZM115 245V244H114ZM126 245V244H125ZM140 245V244H139ZM157 245V244H156ZM159 245V244H158ZM188 245V244H187ZM186 245V246H187ZM193 245V244H192ZM198 245V244H197ZM120 246V245H118ZM130 246V245H129ZM143 246V245H142ZM142 246H137L136 248L140 249ZM168 246V245H167ZM184 246V247H186ZM191 246V245H190ZM231 246V245H230ZM233 246V245H232ZM240 246V245H239ZM125 247V246H124ZM160 247V246H159ZM164 247V246H163ZM183 247V248H184ZM189 247V246H188ZM238 247V246H237ZM236 247V248H237ZM126 248V247H125ZM124 248V249H125ZM128 248V247H127ZM187 248V247H186ZM168 249V248H167ZM195 249V247H194ZM201 249V247L199 248ZM142 250V249H141ZM181 250V249H180ZM183 250V249H182ZM180 251L182 254L184 252ZM232 250V249H231ZM236 250V249H235ZM185 254L187 253L186 250ZM188 251V250H187ZM191 251V250H190ZM179 252V251H178ZM179 252V253H180ZM193 252V251H191ZM190 252V253H191ZM166 253V252H164ZM234 253V252H232ZM138 254V252H137ZM177 254V253H176ZM179 256V254H177ZM181 255V254H180ZM188 255V254H187ZM192 255V254H191ZM231 256V254H230ZM235 256V255H234ZM163 257L164 254H163ZM170 257V256H169ZM175 257V256H174ZM183 257V256H182ZM192 257V256H191ZM228 257V254H227ZM138 258V257H137ZM186 258V255H185ZM188 258V257H187ZM186 258V259H187ZM172 259V258H171ZM179 259V257L177 258ZM182 259V258H181ZM194 259V258H193ZM140 260V258H139ZM162 260V257H161ZM160 260V261H161ZM164 260V259H163ZM175 260V258H174ZM172 260V261H174ZM195 260V259H194ZM159 261V262H160ZM165 261V260H164ZM184 262V259L182 260ZM186 261V260H185ZM182 262V263H183ZM187 262V261H186ZM194 262V261H193ZM240 262V261H239ZM242 262V261H241ZM158 263V262H157ZM181 263V264H182ZM244 263V261H243ZM171 264V263H169ZM175 264V263H174ZM184 264V263H183Z\"/></svg>", "mask_w": 264, "mask_h": 264}]
</instances>
